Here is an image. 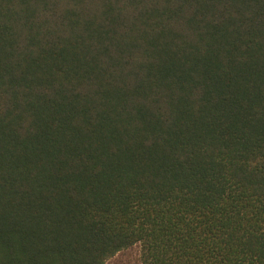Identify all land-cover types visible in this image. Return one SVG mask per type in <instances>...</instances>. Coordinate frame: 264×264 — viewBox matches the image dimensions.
Returning <instances> with one entry per match:
<instances>
[{
    "label": "trees",
    "instance_id": "16d2710c",
    "mask_svg": "<svg viewBox=\"0 0 264 264\" xmlns=\"http://www.w3.org/2000/svg\"><path fill=\"white\" fill-rule=\"evenodd\" d=\"M264 264V0H0V264Z\"/></svg>",
    "mask_w": 264,
    "mask_h": 264
},
{
    "label": "rangeland",
    "instance_id": "374dc122",
    "mask_svg": "<svg viewBox=\"0 0 264 264\" xmlns=\"http://www.w3.org/2000/svg\"><path fill=\"white\" fill-rule=\"evenodd\" d=\"M105 264H142L140 245L135 244L118 252L115 256L108 259Z\"/></svg>",
    "mask_w": 264,
    "mask_h": 264
}]
</instances>
